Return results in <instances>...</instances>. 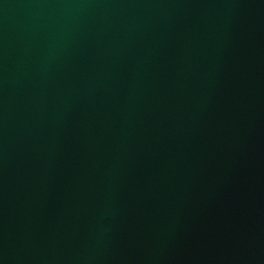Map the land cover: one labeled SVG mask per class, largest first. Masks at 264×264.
<instances>
[{
    "label": "water",
    "instance_id": "95a60500",
    "mask_svg": "<svg viewBox=\"0 0 264 264\" xmlns=\"http://www.w3.org/2000/svg\"><path fill=\"white\" fill-rule=\"evenodd\" d=\"M0 264H264V0H0Z\"/></svg>",
    "mask_w": 264,
    "mask_h": 264
}]
</instances>
